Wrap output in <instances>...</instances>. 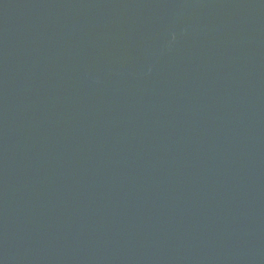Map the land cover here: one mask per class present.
Segmentation results:
<instances>
[{
    "label": "water",
    "instance_id": "obj_1",
    "mask_svg": "<svg viewBox=\"0 0 264 264\" xmlns=\"http://www.w3.org/2000/svg\"><path fill=\"white\" fill-rule=\"evenodd\" d=\"M0 264H264V0H0Z\"/></svg>",
    "mask_w": 264,
    "mask_h": 264
}]
</instances>
